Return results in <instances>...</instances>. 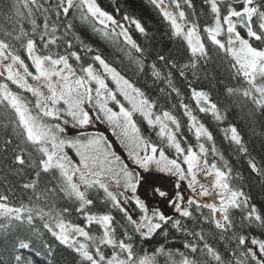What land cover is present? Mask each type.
Masks as SVG:
<instances>
[{
	"label": "snow or ice",
	"instance_id": "1",
	"mask_svg": "<svg viewBox=\"0 0 264 264\" xmlns=\"http://www.w3.org/2000/svg\"><path fill=\"white\" fill-rule=\"evenodd\" d=\"M150 3L186 43L185 63L157 53L146 65L131 30L149 32L119 0H109L112 11L101 0H10L0 8V264H66L64 251L71 264H264V204L244 191L245 178L194 114L220 122L227 108L188 80L189 73L196 82L215 80L213 52L223 53L232 82L224 95L250 119L264 115V0ZM90 36L137 77L164 83L163 96L151 98ZM174 70L195 108L184 102ZM173 93L195 147L160 104ZM225 132L264 184V162L234 125Z\"/></svg>",
	"mask_w": 264,
	"mask_h": 264
},
{
	"label": "trees",
	"instance_id": "2",
	"mask_svg": "<svg viewBox=\"0 0 264 264\" xmlns=\"http://www.w3.org/2000/svg\"><path fill=\"white\" fill-rule=\"evenodd\" d=\"M8 2H10V0H0V8H5ZM101 2L108 7L109 11H112V8L109 7V0H101ZM194 2L199 8L200 0H194ZM119 3L122 7V12L126 10L131 15L140 19L149 32V36L146 38L134 29L131 30L133 38L146 49V65L156 60L157 53L175 59L178 64H183L187 61L188 52L186 43L179 38L171 36V29L168 22L163 19L159 10L150 3V0H119ZM165 3L167 4L168 0H165ZM117 18H119V16ZM38 22L41 21L38 20ZM203 23L204 20H201V24ZM5 26L6 24L3 17H0V28ZM89 43L104 52L109 61L114 63L118 70L135 82L138 87L144 89L151 98L155 99L163 96V94L159 92V88L166 87L164 83L158 82L157 84H153L150 75L137 77L132 71L128 70L129 66L126 60L124 64L116 63L113 56L110 55L112 49L98 38L90 36ZM206 44L210 50L213 49L214 46L207 40ZM209 71L216 77L215 80H204L202 78L199 82H196L193 80L190 73L188 74V80L193 81L194 87L209 90L212 100L218 103L222 111L227 108L226 119L218 122L210 113H200L198 110H195L194 114L197 115L198 119L204 123L212 133L215 146L223 153L225 159L229 161L233 171L239 172L245 178L240 182L244 191L252 197L254 203L260 206L264 204V184H262L260 178L248 168V157L238 153L237 146L226 138L225 130L228 129L230 125H234L243 137L251 155L255 156L258 162H264V115L257 114L254 120L250 119L246 115L247 109L242 110L224 95V85L231 84L232 82L228 79V65L227 61L223 58V53L216 55L215 52H213V61L209 66ZM174 74L176 75V85L181 90L184 102L188 103L190 107L195 108L194 101L190 98V91L187 88L186 81L184 78L179 77L178 74L175 73V70ZM220 81H223V83H220ZM160 104L165 109H169L177 115L181 122L182 135L186 137L188 143L195 147L196 140L194 131H189L187 117L183 116V109L179 107V98L175 96V93L168 99V102H165V100L161 98ZM173 105H175V107H173ZM140 127L145 136L150 137L154 141L157 140L154 131L147 126L146 122H141ZM227 135L230 136V133ZM211 143L212 142H207L206 147H210ZM70 155L74 156V153L70 152ZM209 159H212L211 155ZM117 218H119V216H117ZM69 219L77 223H82V220L76 214L70 216ZM256 234L258 235V231ZM62 257L63 260L66 261V264H71L73 257L69 252H62Z\"/></svg>",
	"mask_w": 264,
	"mask_h": 264
},
{
	"label": "rangeland",
	"instance_id": "3",
	"mask_svg": "<svg viewBox=\"0 0 264 264\" xmlns=\"http://www.w3.org/2000/svg\"><path fill=\"white\" fill-rule=\"evenodd\" d=\"M114 87V86H113ZM126 103V102H125ZM97 128H99L100 131H103L105 132L106 135H108L110 137L111 140L115 141V137H112L111 136V132L109 130H107L106 126L105 125H101V124H97L96 125ZM117 151L126 158V153L124 152V150L122 148L119 147V144L117 143L115 145ZM198 150V149H197ZM184 192L185 194H189V190L186 188H184ZM140 194L142 196V198H145L147 200V202L150 204V205H155L158 203V200L152 196L151 192L149 191L147 194L144 193V190L141 189L140 190ZM170 211V210H169Z\"/></svg>",
	"mask_w": 264,
	"mask_h": 264
}]
</instances>
